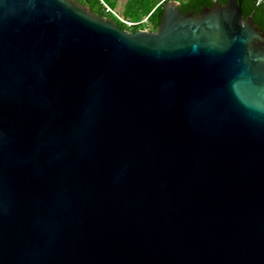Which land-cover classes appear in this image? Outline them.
Here are the masks:
<instances>
[{"label":"water","instance_id":"water-1","mask_svg":"<svg viewBox=\"0 0 264 264\" xmlns=\"http://www.w3.org/2000/svg\"><path fill=\"white\" fill-rule=\"evenodd\" d=\"M0 264H264V31L169 0L156 31L0 0Z\"/></svg>","mask_w":264,"mask_h":264},{"label":"trees","instance_id":"trees-1","mask_svg":"<svg viewBox=\"0 0 264 264\" xmlns=\"http://www.w3.org/2000/svg\"><path fill=\"white\" fill-rule=\"evenodd\" d=\"M89 6L93 12L103 17H108L115 21L123 30L136 32L140 29L156 31L161 23L164 13V6L169 1L166 0H103L118 15L128 21L140 22L147 18V22L129 28L120 21L114 14L107 12L101 0H78ZM180 3L182 12H193L198 14L205 7H213L216 3L224 6L228 0H176ZM243 15L245 18L252 16L255 25L264 31V4L257 5L256 0H241Z\"/></svg>","mask_w":264,"mask_h":264},{"label":"built area","instance_id":"built-area-1","mask_svg":"<svg viewBox=\"0 0 264 264\" xmlns=\"http://www.w3.org/2000/svg\"><path fill=\"white\" fill-rule=\"evenodd\" d=\"M106 11L107 12H110L112 14H114L120 21H122L123 23H125L129 28H132L134 26H137V25H140L142 23H145L147 22V18H145V21H140V22H132V21H128L126 20L124 17L118 15L107 3H105L103 0H101ZM256 3L257 5H260V4H264V0H256ZM147 30V29H145Z\"/></svg>","mask_w":264,"mask_h":264},{"label":"rangeland","instance_id":"rangeland-1","mask_svg":"<svg viewBox=\"0 0 264 264\" xmlns=\"http://www.w3.org/2000/svg\"><path fill=\"white\" fill-rule=\"evenodd\" d=\"M164 1H166V0H161V2H164ZM86 5V4H85ZM141 21H145V18L143 19V20H141ZM145 24V23H144Z\"/></svg>","mask_w":264,"mask_h":264}]
</instances>
